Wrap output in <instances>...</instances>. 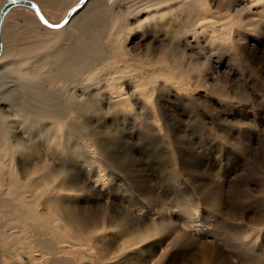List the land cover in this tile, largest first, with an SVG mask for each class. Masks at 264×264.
<instances>
[{
  "label": "rangeland",
  "instance_id": "1",
  "mask_svg": "<svg viewBox=\"0 0 264 264\" xmlns=\"http://www.w3.org/2000/svg\"><path fill=\"white\" fill-rule=\"evenodd\" d=\"M109 4L124 13L115 15L117 23L106 32L107 45L118 34L120 53L114 51L99 67L79 74L83 82L100 84L91 96L77 94L75 99L83 102L76 112L93 141L90 146L83 139L68 143L58 158L48 150V140L33 141L29 152L21 148L14 157L15 169L3 168L0 199L13 208L0 206V230L8 228L0 238V264H20V258L26 262L40 252L35 246L42 235L30 224L41 225L48 238L60 241L52 257L73 253L88 258L87 253L96 252L103 259L125 254L115 264H161L160 253L168 250L162 264H171L174 254L180 257L173 264H264V0H198L193 7L172 0ZM64 9L44 12L58 24L69 10ZM10 12L7 24L26 27L23 46L32 36L28 27L48 29L28 8ZM226 16L229 24L218 27L214 21ZM118 24L124 25L123 32H116ZM12 32L8 29L10 46ZM70 44L57 43L44 53ZM170 48L175 58L170 59ZM31 69L26 63L21 72ZM180 72L183 76L177 77ZM126 74L138 76L130 81L123 78ZM3 75L10 85L12 77ZM52 81L75 91L72 80L57 76ZM11 89L0 88V111L14 123L9 114L16 110L2 100ZM15 104L23 106L24 99L18 97ZM13 144L0 148V166L10 165L4 150L11 152ZM67 169L70 182L64 190L61 180L43 183ZM24 201L32 206L26 212ZM176 202L193 210L187 221L199 220L215 228L214 234L200 238L192 225L185 227L187 236H178L184 218L172 210ZM65 208L77 215H112L124 225L111 224L87 241L68 238L55 227L57 211ZM141 226V236L148 228L159 231L144 245L129 248ZM205 240L219 244L206 252ZM217 251L227 260L218 262Z\"/></svg>",
  "mask_w": 264,
  "mask_h": 264
},
{
  "label": "bare ground",
  "instance_id": "2",
  "mask_svg": "<svg viewBox=\"0 0 264 264\" xmlns=\"http://www.w3.org/2000/svg\"><path fill=\"white\" fill-rule=\"evenodd\" d=\"M8 1L9 0H0V9ZM30 1L35 4L37 9L43 14L46 21L50 24L53 23L48 21L46 18L44 9L49 10L50 12H57L67 7L70 10L77 4L72 5L73 2L71 0ZM170 1L171 0H159L161 4H167ZM172 1L186 7H193L198 4V0ZM22 8L27 9L28 7L14 6L6 12L0 31L2 44L0 54V88L4 86H7L8 88L12 87L11 90L6 91L5 99L2 97V100L9 102L13 111L16 110L14 113L9 114L10 117L14 118V123L13 121L5 119L6 117L0 111V148H3L5 145L15 143L12 146L11 152L4 150V153L9 156L11 163L8 166H0V176L3 168L8 167L11 170L15 169V166L12 163L14 157L21 148L26 151V153L29 152L28 147L33 141L48 140L50 143L48 150L53 153L52 155L56 158L59 156V151L63 152L68 143L72 142L77 145L78 141H80L79 139H83L84 142L89 145L90 141H93L92 139H87L89 135L84 132L82 116L76 112L83 102L75 99L77 98V94H80L81 97H85L84 95L91 96V89L98 86L100 82L99 80L83 82L81 81L79 74L83 73L86 69L99 67L104 60L111 59L114 51L118 54L120 53V48L117 46L118 34L110 37L109 41L111 44L107 45L108 43H106V38L108 37V34H106V32L108 29H112L114 24L117 23L115 15L122 17L124 13L122 11L115 12V6L109 4V0H87L83 6L73 12L70 19L62 25V27L57 29L45 26L48 29L42 31L40 29H31L28 27L32 36L27 46H23L24 39L22 38V30L26 29V27H19L15 23L12 25L7 24L9 17L7 16L8 13L11 10L13 12ZM228 18L229 17L226 16L225 19L223 18V21L219 20V22L215 20L214 22L218 24V27L225 28L226 25L229 24L227 23ZM36 24L41 25L38 21ZM8 29L13 30L12 34L14 35V46L8 45ZM124 29L125 27L123 24H118L116 32H123ZM36 31L44 33L40 36V34H36ZM33 35L35 36L33 37ZM33 39L35 42H33ZM64 41L72 44L61 47L55 52L45 55L44 52L47 49ZM168 54L170 59L176 57L172 48H170ZM26 63L31 64L32 69L30 70V73H26L25 71L21 72V67ZM125 70L126 69L119 73H123ZM3 74H8L12 77L13 81L10 85H5L7 81H3L6 78ZM3 76L5 77L4 79ZM57 76L66 80H72L75 85V91L71 90V88L67 85L62 87L56 86L52 81V78ZM137 76V74H126L123 78L132 81ZM159 76L160 69L156 66V79H158ZM179 76H183V74L180 72L177 74V77ZM103 88L105 89V87ZM138 95L140 94L138 93ZM18 97L24 99V105L21 107H17L15 104ZM68 171L69 169L65 172L61 171L54 174L51 178L46 177L43 183L47 182L52 185L54 181L61 180V189L64 190L65 183L67 181L68 183L70 182L69 176L67 175ZM11 194L15 195L17 198L19 197L16 193ZM176 204L178 203L176 202ZM181 204L179 203L176 207L172 208L173 211L177 209V213L180 214L182 219L184 218V222L180 221L182 225H179L180 228L178 229V236H187L189 233H187L185 227H190L192 225H194L193 230L198 233V237L200 238H202V236L205 237V235L209 233L214 234L216 231L215 228L203 226L199 220H194V222L189 220L187 221L188 217H193L191 216V211L193 210L191 209L190 211L191 207ZM0 206L13 208V205H11L6 198L0 199ZM31 207L32 206L30 204L24 201L25 212ZM154 208L156 209L157 207L155 206ZM69 209L70 208L58 210L56 213L57 220L55 222V227L61 229L63 234L68 238L71 237L87 241L92 237L106 233L108 231L106 230L107 227L111 224H116V226L120 227L124 225L119 224L112 215L97 216L95 215L96 213L88 216L83 213V215L80 213L77 215L74 210L71 209L70 211ZM160 211L163 212V209ZM27 216L28 219H31L33 214H27ZM83 217H86L87 220ZM158 225L160 227H169V223H159ZM30 227L34 229L38 236L42 235L41 238L38 237L39 242L35 246L40 252L32 253L26 258V262H24L23 258H20L17 260L20 264H55L59 261H65L69 264H95L96 261H107L105 264H115L125 257V254H119L103 259L96 255V252L86 254L91 260H88L87 257L83 256L81 258H76L72 256L73 253L68 257L66 255H62L61 257H52L51 253L55 251L56 245H60V241L54 239L53 237L48 238L47 235L44 234V230L41 225L30 224ZM143 227L144 226H141L139 229L140 234L137 236V240H135L129 248H134L135 245H144L148 242V239L157 235L159 231L156 227H146L148 228V232H146L147 234L141 236V230ZM7 231L8 228L0 230V238H2V233H6ZM192 238L196 239V236L192 235ZM203 243L208 248L205 249L206 252L210 250L214 251L215 246L212 244H219L206 240L203 241ZM46 247L49 249V253L42 254L45 252ZM77 247L81 248V245ZM167 254L168 250H163V252L160 253V256L162 257V259H160L161 264L162 260L164 261L165 258L167 259ZM216 254L218 262L227 260L225 255L223 256L222 253L217 251ZM179 257V255L174 254L172 257L173 260H170L171 264L174 263V259ZM86 259L88 261H86Z\"/></svg>",
  "mask_w": 264,
  "mask_h": 264
},
{
  "label": "water",
  "instance_id": "3",
  "mask_svg": "<svg viewBox=\"0 0 264 264\" xmlns=\"http://www.w3.org/2000/svg\"><path fill=\"white\" fill-rule=\"evenodd\" d=\"M86 1L87 0H79V2L67 12L65 19L61 23H59L58 25H53V24L48 23V25H51V26H48L42 22L41 16L43 17L44 20H46V19L44 18L43 14L37 9V7L35 6V4L32 1H30V0H16L15 3H10L8 1L0 9V31H1V24H2V21H3V18L5 16L6 12L14 6H25V7L30 8L37 15V17L40 19L41 23L44 26L50 27L53 29H57V28L62 27V25H64L70 19L73 12L75 10L79 9L81 6H83ZM1 50H2V44H1V35H0V54H1Z\"/></svg>",
  "mask_w": 264,
  "mask_h": 264
},
{
  "label": "snow or ice",
  "instance_id": "4",
  "mask_svg": "<svg viewBox=\"0 0 264 264\" xmlns=\"http://www.w3.org/2000/svg\"><path fill=\"white\" fill-rule=\"evenodd\" d=\"M10 3H15L16 0H9ZM41 20L43 23H45L46 25H48V22L46 20L43 19V17L41 16ZM48 26H51V25H48Z\"/></svg>",
  "mask_w": 264,
  "mask_h": 264
}]
</instances>
